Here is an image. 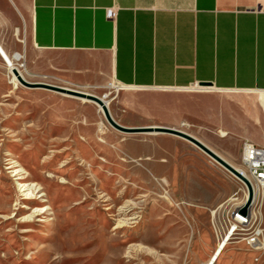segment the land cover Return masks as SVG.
I'll use <instances>...</instances> for the list:
<instances>
[{"label":"rangeland","instance_id":"obj_1","mask_svg":"<svg viewBox=\"0 0 264 264\" xmlns=\"http://www.w3.org/2000/svg\"><path fill=\"white\" fill-rule=\"evenodd\" d=\"M10 36L2 48L23 54L13 63L25 81L106 96L117 124L175 128L242 169L236 135L223 141L215 128L169 115L152 98L207 87L141 90L106 79L97 89L75 87L30 67L23 29ZM254 98L264 111V94ZM246 199L245 185L193 144L117 131L94 103L19 84L0 57V264H207L226 238L214 264H264V242L259 252L246 244L257 227L264 240V197L249 224L233 220Z\"/></svg>","mask_w":264,"mask_h":264},{"label":"crops","instance_id":"obj_2","mask_svg":"<svg viewBox=\"0 0 264 264\" xmlns=\"http://www.w3.org/2000/svg\"><path fill=\"white\" fill-rule=\"evenodd\" d=\"M21 29L34 70L79 88L105 79L141 90L207 87L152 98L224 132L223 141L236 135L239 159L244 140L264 147L254 98L264 94V0H0V45Z\"/></svg>","mask_w":264,"mask_h":264},{"label":"water","instance_id":"obj_3","mask_svg":"<svg viewBox=\"0 0 264 264\" xmlns=\"http://www.w3.org/2000/svg\"><path fill=\"white\" fill-rule=\"evenodd\" d=\"M12 73L16 76L18 82L27 87V88H42L46 90L55 91L58 93H65L71 96L79 97V98H86L95 104H97L103 113L104 118L108 122V124L113 127L115 130L123 132V133H162V134H168L173 135L176 137H179L194 146H196L198 149H200L202 152H204L206 155H208L210 158L215 160L217 163H219L222 167H224L227 171H229L233 176H235L237 179H239L246 187L247 189V199L244 205L239 209V213L242 215H246L247 211L249 209V206L252 201L253 197V191L250 182L242 175L241 172L237 171L235 168H233L230 164H228L226 161H224L221 157H219L215 152H213L211 149H209L207 146H205L203 143H201L199 140L194 138L193 136L182 132L177 129L168 128V127H160V126H152V127H124L119 124H117L109 114L107 107L104 105L102 100L94 95L86 94L83 92L66 89L63 87L50 85L46 83H39V82H28L23 80L17 73V71L14 69L12 70ZM205 86V85H201Z\"/></svg>","mask_w":264,"mask_h":264},{"label":"built area","instance_id":"obj_4","mask_svg":"<svg viewBox=\"0 0 264 264\" xmlns=\"http://www.w3.org/2000/svg\"><path fill=\"white\" fill-rule=\"evenodd\" d=\"M108 17L112 18V11L109 12ZM240 164L244 174L249 177L250 184L252 182L256 187V196H254V188L251 184L253 197L247 214L242 215L239 213V211L233 214V220L234 218L238 217L240 221H234L237 223V225L242 226L249 224L252 221V215H250L248 212L252 209L255 202L264 197V147L256 145L249 140H244L241 145ZM262 236L263 231L257 227L256 231H252L248 235L246 239L247 246L256 252H259L256 250V243L264 242V240L261 239Z\"/></svg>","mask_w":264,"mask_h":264},{"label":"bare ground","instance_id":"obj_5","mask_svg":"<svg viewBox=\"0 0 264 264\" xmlns=\"http://www.w3.org/2000/svg\"><path fill=\"white\" fill-rule=\"evenodd\" d=\"M0 57L2 58V60L6 63V65L8 66V69H9V72L12 74L13 76V79L18 82L16 76L12 73V70H16L18 75L24 80V76H23V73L16 67V64L13 63V61H16V62H20L22 60V55L18 54V53H15L12 55V57H9L8 54L4 51V49L2 48V46L0 45ZM12 58V59H11ZM20 84V83H19ZM64 88V87H63ZM68 89V88H66ZM72 90V89H71ZM76 91V90H75ZM80 92V91H79ZM84 93V92H83ZM60 94H63V95H68V94H65V93H60ZM88 94V93H86ZM92 95V94H91ZM71 96V95H69ZM75 97V96H73ZM76 98H79V97H76ZM102 100V102L104 103V105L107 107V110L109 112V107H108V103L107 101L105 100L106 99V96L105 97H102L100 98ZM81 101L83 102H86V103H94L86 98H81ZM95 104V103H94ZM97 105V104H96ZM98 107V111L102 113V110L101 108L97 105ZM155 134V133H153ZM221 134L224 136L225 133L224 132H221ZM219 156V155H218ZM229 164V163H228ZM234 168V167H233ZM237 171L241 172L243 174V176L248 179L247 175L244 174L243 170L242 169H238L237 168ZM235 221H240V219L238 217L235 218ZM235 231V228L232 229V232ZM228 239H224L222 242L219 243L215 253L211 256V258L209 259L208 263L207 264H214L215 261L217 260V258L219 257L220 253L222 252V250L224 249V247L226 246V243H227Z\"/></svg>","mask_w":264,"mask_h":264}]
</instances>
